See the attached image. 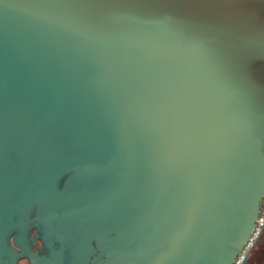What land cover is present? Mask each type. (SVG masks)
<instances>
[{"label": "water", "instance_id": "95a60500", "mask_svg": "<svg viewBox=\"0 0 264 264\" xmlns=\"http://www.w3.org/2000/svg\"><path fill=\"white\" fill-rule=\"evenodd\" d=\"M263 192L264 0H0V264H232Z\"/></svg>", "mask_w": 264, "mask_h": 264}, {"label": "flooded vegetation", "instance_id": "af4514ba", "mask_svg": "<svg viewBox=\"0 0 264 264\" xmlns=\"http://www.w3.org/2000/svg\"><path fill=\"white\" fill-rule=\"evenodd\" d=\"M30 249L36 250L39 254L45 253L43 243L38 237L33 238ZM17 264H29V259L25 256L20 257L17 259ZM232 264H264V217L252 238L237 254Z\"/></svg>", "mask_w": 264, "mask_h": 264}, {"label": "built area", "instance_id": "2783aa9c", "mask_svg": "<svg viewBox=\"0 0 264 264\" xmlns=\"http://www.w3.org/2000/svg\"><path fill=\"white\" fill-rule=\"evenodd\" d=\"M264 217V192L260 198V202H259V211H258V215H257V219L255 221V224L253 226V230L251 235L249 236L248 240L246 241V243L252 238L253 233L258 229V226L262 220V218ZM245 243V244H246Z\"/></svg>", "mask_w": 264, "mask_h": 264}]
</instances>
